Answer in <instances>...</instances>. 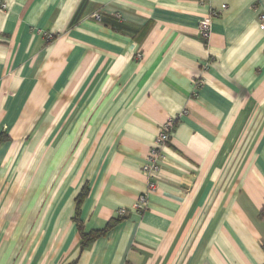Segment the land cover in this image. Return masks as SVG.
I'll return each mask as SVG.
<instances>
[{
	"label": "crops",
	"instance_id": "obj_1",
	"mask_svg": "<svg viewBox=\"0 0 264 264\" xmlns=\"http://www.w3.org/2000/svg\"><path fill=\"white\" fill-rule=\"evenodd\" d=\"M262 14L264 0H0V264H264ZM85 187V234L127 214L82 249Z\"/></svg>",
	"mask_w": 264,
	"mask_h": 264
},
{
	"label": "built area",
	"instance_id": "obj_2",
	"mask_svg": "<svg viewBox=\"0 0 264 264\" xmlns=\"http://www.w3.org/2000/svg\"><path fill=\"white\" fill-rule=\"evenodd\" d=\"M5 8V6H3ZM218 16V13L212 12L209 18L200 21L199 23V34L203 41H207L211 35V25L212 19ZM93 18L97 21L101 20L99 14L93 15ZM261 29L264 31V14L259 17ZM175 127L173 121H169L163 129L160 131L155 147L151 149L146 157V162L143 165V171L147 174L149 178V190L155 191L158 187V178L161 174V149L162 147L170 141L171 133ZM135 210L137 212H143L148 208V197L147 195H141L135 205ZM127 211L121 209L117 215L118 217H125Z\"/></svg>",
	"mask_w": 264,
	"mask_h": 264
},
{
	"label": "trees",
	"instance_id": "obj_3",
	"mask_svg": "<svg viewBox=\"0 0 264 264\" xmlns=\"http://www.w3.org/2000/svg\"><path fill=\"white\" fill-rule=\"evenodd\" d=\"M7 139L8 138L6 135H4V134L0 135V144ZM87 194H88V190L85 187L83 189V191L81 192L80 196L78 197L77 208H76L75 218H74V220L78 224V228H79V231L81 234V239H82L81 248L82 249L88 248L98 238L104 236L110 229H112L116 225V223H118L119 221L124 219V217H118L115 223L114 222L109 223L104 230L95 231V232L85 234L82 230V225H81V220H80V210H81V205H82L84 199L86 198Z\"/></svg>",
	"mask_w": 264,
	"mask_h": 264
}]
</instances>
